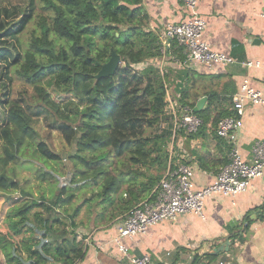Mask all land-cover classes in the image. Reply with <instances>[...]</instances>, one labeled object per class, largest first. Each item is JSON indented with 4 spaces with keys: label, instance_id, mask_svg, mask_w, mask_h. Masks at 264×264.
Listing matches in <instances>:
<instances>
[{
    "label": "trees",
    "instance_id": "1",
    "mask_svg": "<svg viewBox=\"0 0 264 264\" xmlns=\"http://www.w3.org/2000/svg\"><path fill=\"white\" fill-rule=\"evenodd\" d=\"M42 1L47 12L38 15L36 27L22 48L18 36L35 18V1L0 0V131L5 132L7 128L3 127L13 123L21 134L34 139L39 132L29 119H42L47 133L36 140L35 150L48 171L39 169L41 178L45 179L46 172L53 174L47 162L67 160L68 173L79 171L82 179L73 181L72 175L67 182H57L51 197L40 194L24 205L9 207L0 225V264H77L86 250L83 237L76 232L75 218L81 205L62 207L74 197L67 187L91 181L97 184L96 193L84 197L86 207L89 210V203H102L97 219L103 218V210L112 205L105 219L108 224L138 202L143 196L139 190L150 191L157 184L170 160L168 145L173 146L177 134L184 132L173 128L167 112L165 72L159 66L160 43L156 30L149 26L143 0ZM112 50L119 53L122 64L112 75L97 77ZM164 58L181 62L184 55L173 42ZM13 75L32 86L34 92L27 95L22 88L13 98ZM194 83L195 78L188 76L180 90V104L193 109L201 95H207V100L194 111L202 119L200 127L187 134L198 136L207 127L216 134L217 121L233 114L231 97H222L216 89L199 91ZM52 94L58 97V103ZM16 104L28 117L9 110ZM52 130L70 146L66 153L51 146ZM216 136L224 140L229 153L233 142ZM17 144L15 141V149ZM112 156L117 163L125 160L126 168L109 171V163L102 162ZM227 161L220 163L216 173ZM138 176L145 179L139 184L129 183V196L118 199L125 177L136 180ZM9 178L2 169L0 189L16 185ZM25 194L32 196L31 191ZM40 206L41 210L35 209ZM212 255L204 254L206 258Z\"/></svg>",
    "mask_w": 264,
    "mask_h": 264
},
{
    "label": "crops",
    "instance_id": "2",
    "mask_svg": "<svg viewBox=\"0 0 264 264\" xmlns=\"http://www.w3.org/2000/svg\"><path fill=\"white\" fill-rule=\"evenodd\" d=\"M143 3L149 15V26L156 32L167 22L191 16L182 0H143ZM263 8L264 0H198L195 13L206 22L204 38L214 50L229 54L234 60L207 66L161 57L160 62L168 65L166 87L170 97L179 100L188 76L195 78L194 85L199 91L216 89L219 95L229 99L245 77L264 94V19L260 16ZM246 60H259L261 65H247ZM241 118L242 125L234 142L240 155L250 161L255 141L264 138V106L245 104ZM168 148L171 153L168 165H188L193 171L191 179L195 189L213 181L220 163L229 155L224 140L218 138L211 127L195 137L179 132L175 144H169ZM144 179V176L136 180L125 177L118 199L129 196L126 193L129 183L139 184ZM158 183L150 191L139 190L143 196L133 206L153 199ZM263 204L264 171L245 191L234 196L221 192L207 195L203 217L195 213L180 214L175 220L158 222L146 233L136 235L133 240L124 239V242L129 246V255L148 254L147 264H264ZM127 211L115 216L113 223L100 224L87 236H81L86 250L78 264H133L112 242ZM219 246L223 249L212 252ZM206 253L213 255L206 258Z\"/></svg>",
    "mask_w": 264,
    "mask_h": 264
},
{
    "label": "built area",
    "instance_id": "3",
    "mask_svg": "<svg viewBox=\"0 0 264 264\" xmlns=\"http://www.w3.org/2000/svg\"><path fill=\"white\" fill-rule=\"evenodd\" d=\"M198 0H182L191 16L178 22H167L157 32L160 43V58L169 54L171 44L175 42L184 55L183 63H203L207 66L227 64L234 59L231 55L214 50L204 38L205 20L195 13ZM264 19V8L260 12ZM180 63V62H179ZM247 65L259 67V60H246ZM161 64V62H160ZM167 112L171 114L174 129L186 133L198 130L202 119L188 104H180L166 93ZM233 114L221 117L216 124V134L233 142L228 161L219 168L213 181L195 189L191 176L192 169L184 164L168 165L159 179L158 190L151 200H146L131 207L117 227L112 242L117 249L133 264H147L148 254L129 255V246L124 239L133 240L136 235L146 233L148 228L158 222L172 221L178 215L195 213L203 217V204L207 195L221 192L234 196L245 191L255 177L264 171V138L255 141L250 161L244 159L236 145L235 139L242 125V114L247 103L264 106V94L256 88L248 77L242 79L239 88L231 97Z\"/></svg>",
    "mask_w": 264,
    "mask_h": 264
},
{
    "label": "rangeland",
    "instance_id": "4",
    "mask_svg": "<svg viewBox=\"0 0 264 264\" xmlns=\"http://www.w3.org/2000/svg\"><path fill=\"white\" fill-rule=\"evenodd\" d=\"M18 1L19 0H13V2ZM34 1L36 10L34 16L35 18H33L29 22L27 27L18 36L22 48L26 47L31 29L36 27V19L38 15L47 12V8L44 6V2L42 0ZM122 62L123 61L121 59L120 64H122ZM161 64H159L160 68ZM140 65L141 64H137L136 66L139 67ZM162 66L163 71L165 72V80L167 82L168 65L164 63L162 64ZM22 88L26 89L27 95H31L34 92L32 86L26 85L21 79L13 75L11 96L13 98L17 97L19 91ZM45 88L49 89L48 86H45ZM51 98L57 103L58 101H60L54 94L51 95ZM9 110H12V113L15 115L21 113L23 116L28 117L25 114L23 108L17 104L16 106H12V108H9ZM29 123L33 125L34 128L39 132V135L34 139L30 138L27 134H21V131L17 128V125H14L13 123L3 127L7 128L5 132L0 131V171L5 168L6 174L10 177L9 179L16 181L15 186H8L5 189H0V225L4 222V218L7 215L9 207L13 205H17L18 207L24 205L31 198L38 199L40 194H45L47 197H51L53 195V192H55V190L57 189V182L59 183V185L64 181L67 182L72 175H74L73 181L80 182V180L82 179L81 173L79 171H75L71 174L68 173L67 169L69 163L67 162V160H63L60 162H47L49 164L48 169H51L53 174H51L50 172H46L45 179L41 178L39 169L44 172L48 170H45V167H43V165L41 164L42 159L39 157L38 153L35 150V142L40 137L43 138L46 135V125L44 124L42 119H38L35 117L30 118ZM49 138L51 140V146L54 148V150L60 151L62 153H66L67 150H70V146L64 141L58 131L52 130ZM15 141H17L18 143L16 149L14 146ZM101 151L98 150L97 152L99 153ZM109 158L111 160L109 159L105 162H102L104 164L109 163L107 166L109 171L118 172L119 170H123L126 168L127 164L124 163L125 160L117 163L116 157L112 156ZM87 172L89 173L91 172V170H88ZM97 189V184H94L92 181L88 184H82L80 187H67V190H72L74 192V197L72 198L71 202L62 207L66 206L69 209H72L73 206H76L78 204L81 205L79 214L75 218L77 223L76 232L78 237L87 236L96 226L105 224V219L110 216L111 205H108L106 209L103 210V214L105 216L103 218L100 217L97 219L96 217H99L97 211H99V209L102 210V203L88 202L92 207L89 210L86 207L87 202L84 197L92 196L96 193ZM24 191H31L32 196L25 194ZM62 207H58V209L61 211ZM35 209L41 210V206L35 207ZM1 256L2 254L0 252V257Z\"/></svg>",
    "mask_w": 264,
    "mask_h": 264
},
{
    "label": "water",
    "instance_id": "5",
    "mask_svg": "<svg viewBox=\"0 0 264 264\" xmlns=\"http://www.w3.org/2000/svg\"><path fill=\"white\" fill-rule=\"evenodd\" d=\"M120 63H121V57L119 53L112 50L109 59L104 64H102L101 68L99 69L97 73V77H104V76L112 75L114 71L117 69V67L120 65ZM205 101H206V95L200 97L197 100L195 106L193 107V110L195 111V110L202 108ZM222 249H223V246H219L216 249H214L212 252H217Z\"/></svg>",
    "mask_w": 264,
    "mask_h": 264
}]
</instances>
